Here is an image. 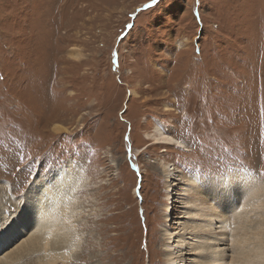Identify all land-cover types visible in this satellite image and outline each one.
I'll return each mask as SVG.
<instances>
[{
    "label": "rangeland",
    "instance_id": "374dc122",
    "mask_svg": "<svg viewBox=\"0 0 264 264\" xmlns=\"http://www.w3.org/2000/svg\"><path fill=\"white\" fill-rule=\"evenodd\" d=\"M70 163L71 264H169L162 163L264 182V0H0V213Z\"/></svg>",
    "mask_w": 264,
    "mask_h": 264
},
{
    "label": "bare ground",
    "instance_id": "6f19581e",
    "mask_svg": "<svg viewBox=\"0 0 264 264\" xmlns=\"http://www.w3.org/2000/svg\"><path fill=\"white\" fill-rule=\"evenodd\" d=\"M149 138L154 144L189 150L184 141L167 135L161 125ZM72 166L70 163L69 171L54 172L43 181L36 174L24 196L10 200L13 212L0 213V264H29L34 253L41 256L36 264L72 263L82 241L78 218L85 211L76 195L86 186L85 177L77 179ZM179 172L162 163L168 181L165 217L167 222L174 221L170 219L174 203L181 199L180 219L184 222L179 223L180 229L164 226L169 264H187L189 260L190 264H264V182L247 170H236L237 182L224 195L211 180ZM65 187H70L69 191ZM176 189L179 192L174 194Z\"/></svg>",
    "mask_w": 264,
    "mask_h": 264
},
{
    "label": "snow or ice",
    "instance_id": "6c2138e0",
    "mask_svg": "<svg viewBox=\"0 0 264 264\" xmlns=\"http://www.w3.org/2000/svg\"><path fill=\"white\" fill-rule=\"evenodd\" d=\"M183 147V145H180ZM237 173L232 171L231 169L220 170L217 169V173L215 176L210 177V180L216 190L224 195H227L231 192L234 184L237 182ZM3 224V220L0 219V225Z\"/></svg>",
    "mask_w": 264,
    "mask_h": 264
}]
</instances>
